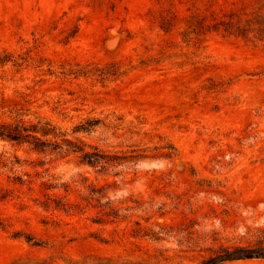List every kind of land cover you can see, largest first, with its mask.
Wrapping results in <instances>:
<instances>
[{
    "label": "rangeland",
    "instance_id": "rangeland-1",
    "mask_svg": "<svg viewBox=\"0 0 264 264\" xmlns=\"http://www.w3.org/2000/svg\"><path fill=\"white\" fill-rule=\"evenodd\" d=\"M18 121L122 164L0 137V264H264V0H0Z\"/></svg>",
    "mask_w": 264,
    "mask_h": 264
},
{
    "label": "trees",
    "instance_id": "trees-1",
    "mask_svg": "<svg viewBox=\"0 0 264 264\" xmlns=\"http://www.w3.org/2000/svg\"><path fill=\"white\" fill-rule=\"evenodd\" d=\"M225 30H233L236 26H240V21H223ZM90 125V124H89ZM85 128V127H82ZM87 128V127H86ZM56 134L54 128L51 127L50 123H26L24 121H18L15 123L3 122L0 123V137L16 141L26 142L31 145V148L46 153L47 151H56L59 153L79 152L84 162L92 165H110L115 166L121 165L120 161H113L109 155L103 153L99 149L86 150L80 144L68 138L64 139L65 143L58 141H52L44 138L45 136ZM122 158V157H121ZM124 158V157H123ZM242 257H264V249H255L247 247H235L233 250H226L225 253L219 254L214 257L211 261L216 263L217 261L232 258Z\"/></svg>",
    "mask_w": 264,
    "mask_h": 264
}]
</instances>
